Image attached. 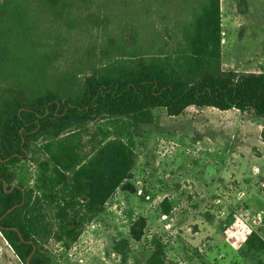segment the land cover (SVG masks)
I'll use <instances>...</instances> for the list:
<instances>
[{
  "label": "trees",
  "instance_id": "1",
  "mask_svg": "<svg viewBox=\"0 0 264 264\" xmlns=\"http://www.w3.org/2000/svg\"><path fill=\"white\" fill-rule=\"evenodd\" d=\"M106 1L122 6L132 29L134 13L137 24H145L154 5L170 11L172 23L164 26L167 35L151 25L150 37L131 35L124 45L109 39L105 59L78 81L71 74L53 76L51 64L70 31L107 30V14L90 15L96 0H0V232L23 264H51L43 242L68 249L132 178L130 137L103 134L81 153L80 132L89 124L108 118L151 124L158 108L170 117L189 107L237 110L261 120L264 143V73L222 69L220 0ZM49 20L59 34L39 29ZM24 162L36 165L35 190L14 182L13 169ZM161 208L170 213L166 199ZM144 228L140 219L130 234L140 240ZM262 252L264 240L250 231L243 255ZM159 254L146 264H164Z\"/></svg>",
  "mask_w": 264,
  "mask_h": 264
},
{
  "label": "rangeland",
  "instance_id": "2",
  "mask_svg": "<svg viewBox=\"0 0 264 264\" xmlns=\"http://www.w3.org/2000/svg\"><path fill=\"white\" fill-rule=\"evenodd\" d=\"M96 2L90 15L103 18L107 14L108 22L103 21L107 30L81 28L61 37L51 64L53 76L66 73L79 81L105 59L109 39L118 37L122 45L131 35L147 38L151 25L167 35L164 26L172 23L170 11L154 5L145 24H137L134 13L132 29L121 5ZM220 13L222 69L264 73V0H220ZM144 26L145 30H139ZM39 29L60 33L50 20ZM152 115L151 124L108 118L82 129V154L98 145L103 134L124 141L130 137L132 178L116 190L103 212L68 249L53 240L43 242L50 263L146 264L149 257L161 252L164 264H264V252L256 258L243 255L250 231L264 240L261 120L237 110L194 107L177 117L167 116L162 108L152 110ZM13 170L15 183L36 189L35 163L24 162ZM164 199L170 204L168 215L161 211ZM140 219L145 220V228L136 240L130 228ZM0 264H23L1 232Z\"/></svg>",
  "mask_w": 264,
  "mask_h": 264
},
{
  "label": "crops",
  "instance_id": "3",
  "mask_svg": "<svg viewBox=\"0 0 264 264\" xmlns=\"http://www.w3.org/2000/svg\"><path fill=\"white\" fill-rule=\"evenodd\" d=\"M223 46V45H222ZM222 57H223V53H222ZM223 59V58H222ZM231 111V110H230Z\"/></svg>",
  "mask_w": 264,
  "mask_h": 264
}]
</instances>
